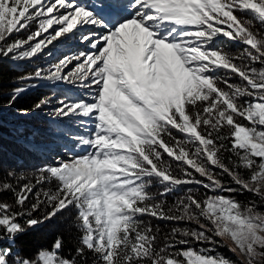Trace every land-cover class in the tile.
<instances>
[{
	"label": "snow or ice",
	"instance_id": "snow-or-ice-1",
	"mask_svg": "<svg viewBox=\"0 0 264 264\" xmlns=\"http://www.w3.org/2000/svg\"><path fill=\"white\" fill-rule=\"evenodd\" d=\"M33 24L26 39H10ZM87 25L104 31L81 32L88 50L64 56L47 79L91 94L53 109L93 120L75 137L89 150L33 178L0 179V195L13 198L0 199V264H264V0H0V57L32 58ZM221 38L245 47L233 55ZM187 185L207 192L188 187L169 204ZM69 208L74 252L61 254L60 235L31 258L13 247ZM145 216L174 226L161 238Z\"/></svg>",
	"mask_w": 264,
	"mask_h": 264
},
{
	"label": "trees",
	"instance_id": "trees-1",
	"mask_svg": "<svg viewBox=\"0 0 264 264\" xmlns=\"http://www.w3.org/2000/svg\"><path fill=\"white\" fill-rule=\"evenodd\" d=\"M257 27H259L258 24ZM24 35L25 32L20 31L19 33H15L14 38H21L24 37ZM220 42L222 46L228 49L233 55H238L245 47L238 42L228 41L225 38H221ZM23 65L24 66L20 68H15L5 57H0V87L4 86V90L0 91V179L6 178L12 182H15L14 178L7 177V173L10 171L17 174L22 173L28 178H33L37 169L45 165L56 164H48V159L44 155L42 149L28 146L24 142L27 137H31L34 143L48 142L51 140L49 134L42 130L37 131L34 129V125H47V127H49V124L46 120L36 116L32 111L38 109L35 105L40 101L42 96L52 94L53 92L49 91V88L43 86L44 84L41 83L42 85L40 84L30 89L24 88V91L13 99L12 94L9 93L18 83L15 81H20L22 77L31 74L29 67L26 64ZM256 66L259 67V65ZM231 82L239 83L240 81L239 78L233 77ZM9 111L23 112V114L10 115ZM43 129L51 130V128ZM18 138L21 139L19 140ZM173 166L175 167V162H173ZM225 179H227V177H225ZM49 186L48 184L44 185V187ZM188 187H192L194 192L200 197H203L207 192V190L201 186H183L166 197L168 203L172 204L178 196H183ZM159 190L158 184H154L150 189L152 192H158ZM0 198L10 203L13 202L10 192L3 193L0 195ZM236 198L242 202L254 199L250 193L236 194ZM32 202L31 199L28 201L29 204ZM42 211L43 210H41V212ZM41 212L34 213V217L38 218ZM73 217L74 209L69 208L67 211H62L54 219L42 224H37L28 228L24 233L17 235L15 244H24L28 249L50 247L55 237L60 235L64 242L61 254H70L74 252L75 246L78 243L77 237L79 236V232L72 224ZM142 219L145 220V222H151L154 228L159 227L161 238L174 226L172 222L159 221L147 216ZM20 222L23 223V218ZM217 251L224 256L231 255L227 247H218Z\"/></svg>",
	"mask_w": 264,
	"mask_h": 264
},
{
	"label": "rangeland",
	"instance_id": "rangeland-1",
	"mask_svg": "<svg viewBox=\"0 0 264 264\" xmlns=\"http://www.w3.org/2000/svg\"><path fill=\"white\" fill-rule=\"evenodd\" d=\"M76 2L91 6L93 4L98 5L100 3V0H76ZM107 18L108 17H106V19ZM35 27L36 25L33 24L31 28L27 30H21L25 32V35L24 37H21L19 39H26L27 35L31 31L35 30ZM84 28L86 29L82 28L81 30L76 32L77 35L76 38L68 37L67 39H64V42L62 40L58 42H53V44L48 45L40 53L36 54V56L32 58L21 59V60H12L11 57L6 58V60L15 68H20L21 66H24L23 64H26L29 67V70H31L30 75H26L22 77L25 79H21L20 81H15L18 82L15 88L23 87L30 89L42 83L44 84L43 86H47L49 88V91L53 92L52 94L42 96L40 99V100L46 99L49 101V103L41 105V107L32 111L36 116L46 120V122L49 124V127H47V125H39V126L34 125V129H36L37 131L42 130L45 133L49 134L51 140L48 142H36V143H34L31 140V137H27L24 140V142L26 141L27 143H31L32 145H35L36 147L42 149L44 155L48 159V164L58 163L61 160H65V161L69 160L74 156L85 154L86 151L89 150L83 146H80L78 141L75 139V137L87 135L88 132L92 130L93 120L86 119L85 124L81 125L80 123L81 119H85V118L77 117V116H69L67 118L57 117L53 115V109L58 106L59 101L66 100L69 98L72 100L85 99L91 102L92 99L91 94L88 92L87 89L81 87L78 83L70 84L62 80L56 81V80L47 79L49 71L53 70L52 66L56 65L59 62V60L62 59L64 56L77 55L80 51L88 50V45L86 43H81L79 40V36L81 32L86 33L88 31H92V32L102 33L104 31L102 28L91 25H89V27L84 26ZM52 31L53 29L49 30V32ZM14 35L15 33L11 36L10 38L11 40L18 39V38H14ZM47 35H48L47 33L42 34L40 37H37V40L44 39L46 38ZM73 41H75V44L73 43ZM34 42L35 41L30 43H34ZM74 66H75V61H73V63L69 65L68 68L64 69L65 74L70 72ZM37 69H40L42 71V76L40 78L34 77V73ZM28 76H33V78L26 79V77ZM2 90H4V86L0 87V91ZM13 90L10 91L9 94H13ZM56 95H59L60 97ZM9 114L21 115L23 114V112L9 111ZM41 127L51 128V130H47V129L45 130ZM18 139L20 140L21 138ZM13 247L21 249L23 255L29 258H31L34 255V253H36L37 251V249H33V248L28 249L27 246L20 243L14 244ZM230 253L231 255H227L226 257L233 261H236L237 257L232 252Z\"/></svg>",
	"mask_w": 264,
	"mask_h": 264
},
{
	"label": "bare ground",
	"instance_id": "bare-ground-1",
	"mask_svg": "<svg viewBox=\"0 0 264 264\" xmlns=\"http://www.w3.org/2000/svg\"><path fill=\"white\" fill-rule=\"evenodd\" d=\"M87 27H89V25H87ZM81 29H82V28H81ZM81 29H80V30H81ZM83 29H86V28L83 27ZM49 30H50V29H49ZM69 37H70V38H76L77 35L75 34V37H73V36H69ZM61 40L64 42V39H61ZM73 43L75 44V41H73ZM74 44H73V45H74ZM47 67H48V66H47Z\"/></svg>",
	"mask_w": 264,
	"mask_h": 264
},
{
	"label": "water",
	"instance_id": "water-1",
	"mask_svg": "<svg viewBox=\"0 0 264 264\" xmlns=\"http://www.w3.org/2000/svg\"><path fill=\"white\" fill-rule=\"evenodd\" d=\"M25 143H26L28 146H32V147L38 148V147H36L35 145H32L31 143H27L26 141H25Z\"/></svg>",
	"mask_w": 264,
	"mask_h": 264
}]
</instances>
